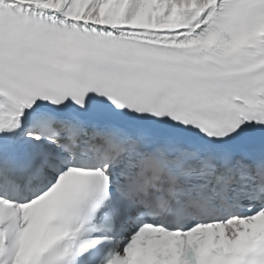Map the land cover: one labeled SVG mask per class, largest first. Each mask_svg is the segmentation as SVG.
Instances as JSON below:
<instances>
[{"label":"snow or ice","instance_id":"6c2138e0","mask_svg":"<svg viewBox=\"0 0 264 264\" xmlns=\"http://www.w3.org/2000/svg\"><path fill=\"white\" fill-rule=\"evenodd\" d=\"M0 264H264V0H0Z\"/></svg>","mask_w":264,"mask_h":264}]
</instances>
